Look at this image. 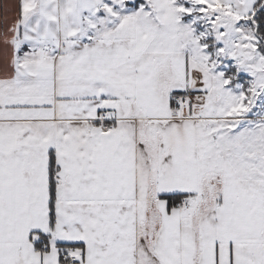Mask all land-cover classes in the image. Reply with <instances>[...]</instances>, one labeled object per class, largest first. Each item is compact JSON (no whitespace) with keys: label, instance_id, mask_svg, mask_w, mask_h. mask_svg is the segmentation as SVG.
Listing matches in <instances>:
<instances>
[{"label":"snow or ice","instance_id":"1","mask_svg":"<svg viewBox=\"0 0 264 264\" xmlns=\"http://www.w3.org/2000/svg\"><path fill=\"white\" fill-rule=\"evenodd\" d=\"M0 264H264V0H0Z\"/></svg>","mask_w":264,"mask_h":264}]
</instances>
